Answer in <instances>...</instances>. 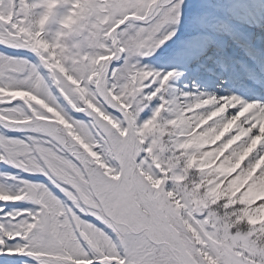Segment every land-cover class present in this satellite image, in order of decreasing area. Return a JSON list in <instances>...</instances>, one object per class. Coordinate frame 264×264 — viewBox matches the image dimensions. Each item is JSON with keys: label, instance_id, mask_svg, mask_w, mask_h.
I'll return each instance as SVG.
<instances>
[{"label": "snow or ice", "instance_id": "6c2138e0", "mask_svg": "<svg viewBox=\"0 0 264 264\" xmlns=\"http://www.w3.org/2000/svg\"><path fill=\"white\" fill-rule=\"evenodd\" d=\"M0 162V264H264V0H0Z\"/></svg>", "mask_w": 264, "mask_h": 264}, {"label": "rangeland", "instance_id": "374dc122", "mask_svg": "<svg viewBox=\"0 0 264 264\" xmlns=\"http://www.w3.org/2000/svg\"><path fill=\"white\" fill-rule=\"evenodd\" d=\"M0 172H13V173H17L23 177H29L28 173L23 172L22 170L14 168V167H12L8 164H5L3 162H0ZM0 182H4V183L9 184V185H14L16 183V181L6 179L3 176H0ZM18 203L23 204L24 202H18Z\"/></svg>", "mask_w": 264, "mask_h": 264}]
</instances>
